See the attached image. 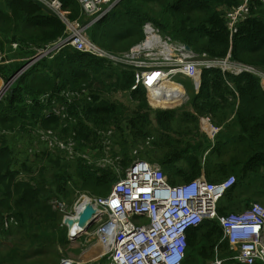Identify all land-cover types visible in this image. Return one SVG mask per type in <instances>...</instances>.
<instances>
[{"label": "trees", "instance_id": "16d2710c", "mask_svg": "<svg viewBox=\"0 0 264 264\" xmlns=\"http://www.w3.org/2000/svg\"><path fill=\"white\" fill-rule=\"evenodd\" d=\"M48 1L60 2L61 14L71 22H91L77 0ZM241 4L242 0H121L87 29V35L100 49L118 54L143 41L144 25L152 23L195 53L220 59L230 54L232 62L264 70V4L251 2L250 15L231 36L226 10ZM67 36L62 16L43 2L0 0V52L8 49L9 60H14L0 65V77L9 82L38 50ZM12 43L19 48L13 51ZM134 84L131 68L114 66L73 46L42 58L13 83L0 103V264H54L70 241L63 217L50 201L72 205L77 191L90 197L108 196L137 158L159 164L172 185L202 175L212 183L235 176L234 187L219 201V216L241 212L252 202L264 203L261 78L220 69L204 71L184 114L153 107L143 88L132 90ZM74 91L88 92L69 107L75 122L45 116L49 106L40 102L42 97L64 103L62 94ZM118 94L127 101H120ZM201 119L203 129L211 130L210 122L220 129L213 138L201 132ZM37 128L53 130L62 139L75 133L80 149L100 152L111 133V154L120 156L121 172L83 159L66 160L38 141L32 133ZM148 139H153L151 148L135 154ZM7 235L14 241L8 250L1 247ZM222 239L218 220L191 228L184 264H206L216 258V248L223 264H240L232 259L236 251ZM31 255L39 260L33 262Z\"/></svg>", "mask_w": 264, "mask_h": 264}, {"label": "built area", "instance_id": "2783aa9c", "mask_svg": "<svg viewBox=\"0 0 264 264\" xmlns=\"http://www.w3.org/2000/svg\"><path fill=\"white\" fill-rule=\"evenodd\" d=\"M39 1L62 16L68 36L38 50L35 56L29 58V63L19 75L42 58L53 57L63 47L73 46L78 51L106 58L114 66L131 68L135 73L132 90L143 88L151 105L158 109L189 102L184 83L176 81V78L192 80L197 87L202 73L210 69H220L223 73L234 75L254 74L261 78L264 90V70L232 62L230 54L220 59L211 58L206 53H195L192 49L188 50L187 45L163 35L152 23L144 25L143 41L129 51L113 54L100 49L89 39L87 29L107 16L117 5L116 0H77L83 14L91 19L88 25H83L78 20L71 22L66 19L61 14V4L58 1ZM253 1L264 4V0H242L239 7L226 10L231 36L237 33L238 24L250 15V3ZM11 47L15 51L19 44L12 43ZM8 54L7 50L0 52V65L14 61L9 60ZM10 84L11 80L7 83L2 81L0 103L10 91ZM85 94L88 92H64L62 96L67 99L64 103L47 95L40 102L49 106L44 111L46 117L54 115L63 121L75 122V118L69 114V107ZM209 125L214 128L210 123ZM214 129L215 132L219 131ZM32 133L39 142L46 144L52 152L63 154L68 161L83 159L89 165L98 168L109 166L118 174L121 172L120 156L111 154V133H108V138L102 143L101 152L99 149H80L74 139L75 133L66 139H62L53 130L37 128ZM208 135L215 136L211 132ZM38 141H34L35 148L38 147ZM32 151L33 149L30 153ZM134 153L137 154V151ZM262 172L264 173V169ZM235 183L236 178L233 176L212 183L202 175L190 182L172 185L159 164L137 158L125 170V175L114 184L108 196L90 197L77 191V200L72 205L58 199L51 200L50 205L61 214L64 226L66 218L77 217L86 203H91L97 210L94 216L95 231L82 230L73 239L68 237L71 241L82 236L93 237L96 243L91 248L100 247L101 258H108L111 264H184L188 246L187 233L206 220L219 221L223 229L221 243L227 241L231 250L236 251L232 259L240 264H264V204L252 202L241 212L227 216L218 214L219 201ZM5 226L8 228L9 222ZM83 259V256L77 259L63 257L59 264H92ZM206 264H223V260L216 255L214 260Z\"/></svg>", "mask_w": 264, "mask_h": 264}, {"label": "rangeland", "instance_id": "374dc122", "mask_svg": "<svg viewBox=\"0 0 264 264\" xmlns=\"http://www.w3.org/2000/svg\"><path fill=\"white\" fill-rule=\"evenodd\" d=\"M131 49V48H130ZM5 50H7V52H8V49H5ZM4 50V51H5ZM127 52V51H126ZM122 53H125V52H122ZM118 54H121V53H118ZM9 55V54H8ZM176 81H179V82H183L184 83V85H185V88H186V91H187V94H188V97H189V100H190V94H192L195 90H194V88H195V86H194V84H193V81L192 80H189V79H183V80H181L179 77L178 78H176L175 79ZM2 79H0V85L2 84ZM117 97L119 98V100L120 101H123V102H126L127 100L125 99V97L124 96H121V95H117ZM187 104L188 103H186V104H183V105H176V106H167V107H165V108H168V109H176V110H179V114H184V113H186V109L188 110L189 108L187 107ZM203 120L201 119L200 120V130H201V132H203V133H206V134H209V132H211L213 135H215L217 132H215V129L214 128H212L211 130L210 129H208V128H206V130L205 129H203ZM210 124H211V122H210ZM212 125V124H211ZM213 126V125H212ZM208 132V133H207ZM211 138H213L212 136H211ZM148 140H150V142H148ZM144 144H142V145H140V147H138L136 150H137V152H140L143 148H151V145H152V140L153 139H148ZM21 146V145H20ZM144 160H146V159H144ZM146 161H148V160H146ZM148 162H150V161H148ZM151 163V162H150ZM153 164V163H152ZM231 177V176H230ZM235 177V176H234ZM180 184H183V183H180ZM74 197H75V200H77V196H76V194L74 195ZM67 204H69V205H71L68 201H65ZM258 203H261V204H264L263 202H261V201H257ZM245 206V205H244ZM243 206V208H245ZM246 209V208H245ZM244 209V210H245ZM54 210V209H53ZM243 211V210H242ZM95 229H96V226H93L91 229H90V231H92V232H94L95 231ZM69 234V233H68ZM68 239H69V237H68ZM70 241V245H69V247H67L66 249H61L60 250V253H58V257L56 256L54 259H55V261H54V264H59L60 263V261H61V259L63 258V257H70V258H79V257H81L82 255H83V257H84V255H85V253L86 252H89L92 248H91V246L92 245H94L96 242H95V239H93V237H87L86 238V236H82L81 238H79V239H77V240H75V241H71V240H69ZM91 241V242H90ZM13 244H14V241H12V238L9 236V235H7V236H3V238H2V245H1V247H5V249L6 250H8V249H10L12 246H13ZM1 251H4V250H1ZM101 253L99 254V257L98 258H96V259H94V260H92L91 261V263H95V262H99V260H101V263L100 264H110V261H109V263H106L105 261H104V258H101ZM31 257H32V255H31ZM31 260H33V262L34 261H37V260H39V258H36L35 256L34 257H32V259ZM31 260H29V262L31 261ZM94 261V262H93ZM43 262L42 261H40V263H38V264H42ZM198 264H201V261H198L197 262Z\"/></svg>", "mask_w": 264, "mask_h": 264}, {"label": "water", "instance_id": "95a60500", "mask_svg": "<svg viewBox=\"0 0 264 264\" xmlns=\"http://www.w3.org/2000/svg\"><path fill=\"white\" fill-rule=\"evenodd\" d=\"M121 0H116L118 4ZM188 50H191V47L187 46ZM19 74H16L11 80L10 86L17 80ZM97 213L96 208L91 203H86L84 208L78 213L77 217H68L64 220V226L67 228L69 237L74 238L76 234L72 235L73 230L78 227L84 231L90 230L94 226V216Z\"/></svg>", "mask_w": 264, "mask_h": 264}, {"label": "bare ground", "instance_id": "6f19581e", "mask_svg": "<svg viewBox=\"0 0 264 264\" xmlns=\"http://www.w3.org/2000/svg\"><path fill=\"white\" fill-rule=\"evenodd\" d=\"M88 201V200H86ZM82 229L76 227L73 232H72V235L73 234H76L78 235L79 233H81ZM102 252L101 248L100 247H93L89 252H86L85 255H84V259L83 260H86V261H92L96 258L99 257V254Z\"/></svg>", "mask_w": 264, "mask_h": 264}, {"label": "crops", "instance_id": "0c3cea01", "mask_svg": "<svg viewBox=\"0 0 264 264\" xmlns=\"http://www.w3.org/2000/svg\"><path fill=\"white\" fill-rule=\"evenodd\" d=\"M84 25V24H83ZM220 130V129H219ZM219 132V131H218ZM216 255L218 256L219 255V251L216 252ZM83 256V255H82ZM94 262V261H93ZM101 263V260H99V262H95L94 264H100ZM258 263H261V262H258ZM93 264V263H92ZM263 264V263H262Z\"/></svg>", "mask_w": 264, "mask_h": 264}]
</instances>
